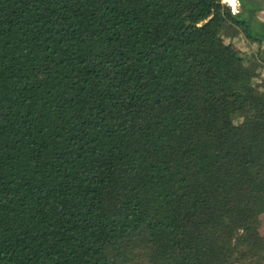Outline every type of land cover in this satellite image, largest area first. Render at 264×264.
Here are the masks:
<instances>
[{"label":"trees","instance_id":"trees-1","mask_svg":"<svg viewBox=\"0 0 264 264\" xmlns=\"http://www.w3.org/2000/svg\"><path fill=\"white\" fill-rule=\"evenodd\" d=\"M261 1L0 0V264H264Z\"/></svg>","mask_w":264,"mask_h":264},{"label":"rangeland","instance_id":"rangeland-1","mask_svg":"<svg viewBox=\"0 0 264 264\" xmlns=\"http://www.w3.org/2000/svg\"><path fill=\"white\" fill-rule=\"evenodd\" d=\"M237 1V0H235ZM251 2H259L260 4H262L263 2L261 0H248ZM225 4V3H224ZM252 6H254L253 4H251ZM237 8H239V5H237ZM264 15H262V13H260L258 15V17H260L262 19ZM225 43H230L235 49H238L242 52L243 55L245 56H251L253 55L256 49L257 45H254L252 43H250L249 41H247L246 39L243 38V36L238 35L237 37H235L234 39H225ZM261 229L262 232H264V216H262L261 218Z\"/></svg>","mask_w":264,"mask_h":264},{"label":"crops","instance_id":"crops-1","mask_svg":"<svg viewBox=\"0 0 264 264\" xmlns=\"http://www.w3.org/2000/svg\"><path fill=\"white\" fill-rule=\"evenodd\" d=\"M261 13H262V15H264V11L261 12ZM258 19L264 23V16L262 17V19L260 17H258ZM250 43H252V42H250ZM252 44L257 45V46H256V49H255V52H253L254 54L249 56V57H253L254 56L255 58L257 57V59H259L258 55H257L258 44H256V43H252ZM259 74H260V77L262 78V80H264V63H262V67L259 70Z\"/></svg>","mask_w":264,"mask_h":264},{"label":"built area","instance_id":"built-area-1","mask_svg":"<svg viewBox=\"0 0 264 264\" xmlns=\"http://www.w3.org/2000/svg\"><path fill=\"white\" fill-rule=\"evenodd\" d=\"M225 5L230 9V12L232 14H236L237 13V11H238V8H237L238 2L237 1L233 0V3H230V4L229 3H225Z\"/></svg>","mask_w":264,"mask_h":264},{"label":"snow or ice","instance_id":"snow-or-ice-1","mask_svg":"<svg viewBox=\"0 0 264 264\" xmlns=\"http://www.w3.org/2000/svg\"><path fill=\"white\" fill-rule=\"evenodd\" d=\"M221 2H223V3H233V0H221Z\"/></svg>","mask_w":264,"mask_h":264}]
</instances>
